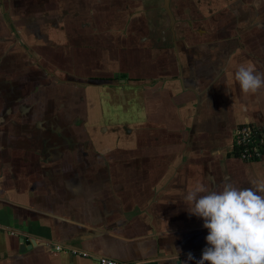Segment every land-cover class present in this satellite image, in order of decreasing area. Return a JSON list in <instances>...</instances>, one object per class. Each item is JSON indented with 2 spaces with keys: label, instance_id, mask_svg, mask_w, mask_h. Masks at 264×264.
I'll return each mask as SVG.
<instances>
[{
  "label": "crops",
  "instance_id": "crops-1",
  "mask_svg": "<svg viewBox=\"0 0 264 264\" xmlns=\"http://www.w3.org/2000/svg\"><path fill=\"white\" fill-rule=\"evenodd\" d=\"M239 64L264 72V0H0V264H196L189 186L264 180Z\"/></svg>",
  "mask_w": 264,
  "mask_h": 264
},
{
  "label": "clouds",
  "instance_id": "clouds-1",
  "mask_svg": "<svg viewBox=\"0 0 264 264\" xmlns=\"http://www.w3.org/2000/svg\"><path fill=\"white\" fill-rule=\"evenodd\" d=\"M233 75L246 96L264 89V72L252 65H237ZM251 183L244 188L224 182L216 191L197 180L183 194L189 215L208 230L196 264H264V180ZM192 259L188 253L187 260Z\"/></svg>",
  "mask_w": 264,
  "mask_h": 264
},
{
  "label": "built area",
  "instance_id": "built-area-1",
  "mask_svg": "<svg viewBox=\"0 0 264 264\" xmlns=\"http://www.w3.org/2000/svg\"><path fill=\"white\" fill-rule=\"evenodd\" d=\"M232 149L234 154L246 161L259 159L264 153V127L241 125L237 126L233 131ZM52 247L57 250L69 249L67 246L52 243ZM75 252V251H74ZM82 256L90 257L97 264H139L142 262H123L112 258L90 255L82 252Z\"/></svg>",
  "mask_w": 264,
  "mask_h": 264
},
{
  "label": "water",
  "instance_id": "water-1",
  "mask_svg": "<svg viewBox=\"0 0 264 264\" xmlns=\"http://www.w3.org/2000/svg\"><path fill=\"white\" fill-rule=\"evenodd\" d=\"M22 240H23V239H22ZM52 248H53L54 250H57V249H55L54 247H52ZM139 264H148V263H143V262H142V263H139Z\"/></svg>",
  "mask_w": 264,
  "mask_h": 264
}]
</instances>
